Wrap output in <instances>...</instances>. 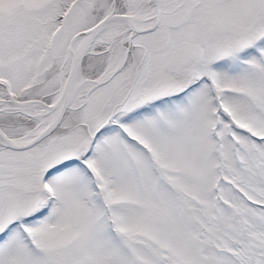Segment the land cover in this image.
I'll return each mask as SVG.
<instances>
[{
  "label": "snow or ice",
  "instance_id": "6c2138e0",
  "mask_svg": "<svg viewBox=\"0 0 264 264\" xmlns=\"http://www.w3.org/2000/svg\"><path fill=\"white\" fill-rule=\"evenodd\" d=\"M0 264H264V0H0Z\"/></svg>",
  "mask_w": 264,
  "mask_h": 264
}]
</instances>
